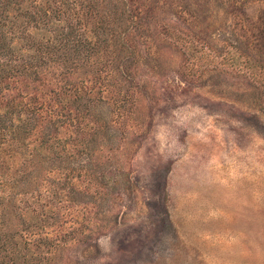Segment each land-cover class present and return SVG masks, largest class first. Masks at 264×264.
I'll use <instances>...</instances> for the list:
<instances>
[{
	"label": "rangeland",
	"instance_id": "rangeland-1",
	"mask_svg": "<svg viewBox=\"0 0 264 264\" xmlns=\"http://www.w3.org/2000/svg\"><path fill=\"white\" fill-rule=\"evenodd\" d=\"M186 1L17 82L63 121L0 141V264H264V0Z\"/></svg>",
	"mask_w": 264,
	"mask_h": 264
},
{
	"label": "trees",
	"instance_id": "trees-1",
	"mask_svg": "<svg viewBox=\"0 0 264 264\" xmlns=\"http://www.w3.org/2000/svg\"><path fill=\"white\" fill-rule=\"evenodd\" d=\"M130 1L0 0V141H24L41 116L45 126L40 141L51 139L50 127L54 121L62 123L61 113L55 105L39 99L37 93L22 91L17 82L40 80L41 71L49 63L59 62L69 70V65L96 62L92 56L99 54L96 52L102 45H125L122 34L136 23L135 11H139ZM193 1L190 0L192 4ZM195 1L201 5L206 0ZM113 13L116 17L110 21L108 17ZM212 21L216 18L203 25L208 27ZM217 24L214 28L220 27ZM75 107L78 114L82 107L77 102ZM9 146L13 144L0 145V152L6 147L10 150ZM8 244L7 240L0 241V248L7 249Z\"/></svg>",
	"mask_w": 264,
	"mask_h": 264
}]
</instances>
